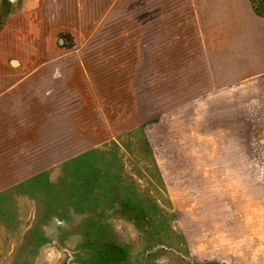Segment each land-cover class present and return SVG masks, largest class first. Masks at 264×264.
Here are the masks:
<instances>
[{
  "label": "rangeland",
  "instance_id": "374dc122",
  "mask_svg": "<svg viewBox=\"0 0 264 264\" xmlns=\"http://www.w3.org/2000/svg\"><path fill=\"white\" fill-rule=\"evenodd\" d=\"M60 1L0 0V76L69 83L0 116V264H264V71L204 48L242 1Z\"/></svg>",
  "mask_w": 264,
  "mask_h": 264
},
{
  "label": "crops",
  "instance_id": "0c3cea01",
  "mask_svg": "<svg viewBox=\"0 0 264 264\" xmlns=\"http://www.w3.org/2000/svg\"><path fill=\"white\" fill-rule=\"evenodd\" d=\"M60 1V0H59ZM88 0H61L60 6L62 8L63 14L65 15V11L68 10L67 15L69 11H72V13H76L78 9L81 7L87 8ZM98 1V7L104 9L110 6L109 0H97ZM141 7H143V2H148L149 4L145 5L147 8H151L152 15L155 14L153 10L157 9L160 5V0H136ZM174 0H166V4L163 6L164 8H173L171 6V2ZM238 1L239 0H215V7H218V9H231L236 10L238 9ZM244 7V12L247 14V17L240 18L238 17H231L230 21L228 18L226 21L224 20V23L220 22L218 18H215L214 23L215 25L219 23V26L213 27L210 29V32L205 35V45L204 48L209 50L210 54H212L217 60V66L222 67V71L225 73L232 74L233 67L236 66H247L252 64L254 67V71L257 70V72H263L264 71V59L261 57L264 56V18L258 16L253 8L251 0H241ZM80 2L82 4H80ZM179 3H187V4H202L205 3L206 0H177ZM196 3V4H195ZM66 15V16H67ZM70 15V14H69ZM156 15H158V12L156 11ZM228 20V21H227ZM204 23L206 24V20H204ZM224 24V28L221 26ZM61 30H58L57 36H59ZM58 38V37H57ZM69 39L68 36H61V38H58V43L60 44L61 41L67 42ZM201 42L203 38H200ZM69 54L72 51V46L68 48ZM42 56V51L39 54ZM68 55L61 52V55L56 57V59H53L54 62H58L63 56ZM83 54H80L82 56ZM211 55V56H212ZM79 55H76L78 57ZM248 58H251L249 61ZM80 62L76 58V65L73 66L74 72L76 74L78 73H84L85 68L89 70V65L81 66ZM16 63H13V66H16ZM16 71V70H15ZM256 72V71H255ZM44 72H41L42 77L44 76ZM19 74H7L6 79L2 78L0 76V116H5L7 120L13 119V115L20 116L22 120L27 119L26 114L31 112L29 100L30 97L25 93V89L31 88V89H53V88H59L68 85L69 83L64 80H55V82H50V86H46V83L42 81H31V80H25L20 79L17 80L16 76ZM2 78V79H1ZM79 80V79H78ZM77 80V76L73 78L70 82V89H75L79 87V82ZM229 80V79H228ZM46 92V91H44ZM42 98H46L47 93H43V95L40 93ZM56 94V93H55ZM78 95V94H77ZM47 111L46 106L41 105L39 108V114L41 112L45 113ZM89 150H86L84 152H87ZM76 158L73 157H67L63 159L64 161H59V164H55L56 166L60 165L61 168L67 167L72 160ZM55 165L52 167H55ZM31 168V167H30ZM33 168V167H32ZM47 171V167H44L43 171L38 172L35 175H31L23 182L17 183L15 185H22L23 184V190L27 194L28 193V199L31 200L32 204L34 203V206L37 207L40 205L39 202L36 201L35 195L30 194L32 192V188L36 187V180L41 179L40 177L47 176L45 173ZM32 184V186H31ZM29 187V188H28ZM32 195V196H31ZM46 208V207H44Z\"/></svg>",
  "mask_w": 264,
  "mask_h": 264
},
{
  "label": "trees",
  "instance_id": "16d2710c",
  "mask_svg": "<svg viewBox=\"0 0 264 264\" xmlns=\"http://www.w3.org/2000/svg\"><path fill=\"white\" fill-rule=\"evenodd\" d=\"M253 8L256 12V14L262 18H264V0H262V4L260 7H258L253 0H251Z\"/></svg>",
  "mask_w": 264,
  "mask_h": 264
}]
</instances>
